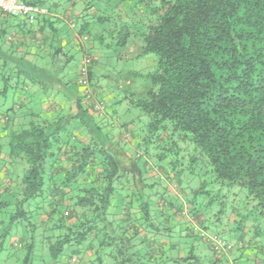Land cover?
<instances>
[{"label":"trees","instance_id":"16d2710c","mask_svg":"<svg viewBox=\"0 0 264 264\" xmlns=\"http://www.w3.org/2000/svg\"><path fill=\"white\" fill-rule=\"evenodd\" d=\"M94 2L92 0L87 4V13L91 12ZM143 2L146 4L137 13L139 15L132 19L133 23L116 22V26H113L110 19V12L113 11L110 10L108 14L103 12L99 19L84 22L80 34L89 35L92 30L98 29L101 41L105 39V34L110 33V40L113 41V36L118 34L119 46L127 47L132 43L134 49L135 44L134 51L138 52L131 59L141 60L150 55L157 58L154 69L145 73L146 75L140 72L125 75L127 83L132 76L150 80V87L144 96L123 98L124 101H129L130 106L137 108L140 114L149 117L144 130L139 129L136 121L123 122L122 125L133 127L138 153L142 152L137 159L148 157L151 160L158 158L157 163L168 162L165 156L161 157L158 148L178 153V142L167 136L168 132H177L185 142L188 141V146H193L201 153V163L208 169V180H203L202 174L200 175L199 184L191 189L193 195L189 200L193 218L204 229L199 238L203 239V245H206L204 247H208L209 250L205 249L208 250V256L196 254L195 251L203 247H195L190 238L185 243L187 247L181 244L179 248L185 247L186 258L177 256L168 261V257H165L158 264H221L224 261L227 264H239L229 258L233 250L237 253L250 250L256 260L248 264H264V0ZM12 18H21L29 25L36 23H30L24 17ZM84 40H88V37ZM112 45L107 48L111 49ZM89 59L88 75L83 80L80 75L79 85L88 89L85 99L90 97V110L98 115L89 117L102 120L107 118L103 113L105 104L92 99L97 95L90 91L93 59ZM5 73L9 72L6 70ZM82 100H78L80 110L83 108ZM87 112L89 109L85 110ZM60 122L49 123L34 115L29 122L10 132L9 155L24 160L27 169L20 186L21 199L18 200L16 214L12 216L13 211L8 218L9 224L26 223L28 231L38 232L42 225V222H38L42 204L50 195L56 201V195H53L55 187L60 191L69 188L74 196H58L73 202L75 209L83 212L79 215V223L71 225L64 219V214L54 216L61 207L57 201L47 203L52 212H48V220L43 224L45 230H40L42 234L39 242L33 238V242L37 243L31 245L25 262L31 263L32 253L38 243L39 246L45 243L52 261L59 264L66 250L88 242L97 244L100 258V252L112 245L111 240L118 241L117 238L119 248L114 256L119 257L124 254V245L129 240L123 235L126 230L118 216L108 213L113 207L114 197L125 192L120 196L125 201L129 200L128 205L133 204L136 199L139 206L132 209H138L147 227H152V198H164L168 191L165 189L160 194L156 188L157 183H152L145 177L141 169V188L138 189L135 176L132 180L128 179L131 171L126 170L114 154L109 155L103 145L104 140H95L94 145L85 147L83 152L77 154L79 159L74 162L72 171L65 176V182L74 183L60 182L59 188L52 179L54 173L51 171L64 146ZM138 160L133 166L138 167ZM94 161L98 162L96 166ZM174 167L177 172L175 174V170H172L174 177H170L169 181L178 185L181 194L185 196L188 192L184 189L182 180L185 170L181 168V161L175 162ZM90 174L96 178L87 184H83L78 178V175L83 177ZM236 186L247 192L246 206L250 209V215L243 214L236 207L235 201L230 202V194ZM140 191L144 192L139 193ZM32 201L36 208L29 210ZM121 208L123 209L118 214L132 210L130 207ZM232 217H235L236 223L234 235L237 233L234 247L232 242L225 241L219 234L210 236L207 232L208 224H219L226 227L228 233H232L229 222ZM165 222L167 221L164 220ZM169 230L172 233L168 237L176 238L177 233L173 234L172 229ZM120 231H123L121 236L115 237ZM167 231L168 229L165 232ZM134 235L137 236V233ZM195 235L192 233L190 237ZM219 240L223 246H218ZM136 255L137 253L125 255L118 264L133 263Z\"/></svg>","mask_w":264,"mask_h":264},{"label":"crops","instance_id":"0c3cea01","mask_svg":"<svg viewBox=\"0 0 264 264\" xmlns=\"http://www.w3.org/2000/svg\"><path fill=\"white\" fill-rule=\"evenodd\" d=\"M21 1L25 3H35L46 7L45 4L47 0ZM91 1L92 0H56L55 4L50 7V9L46 7L49 10V15L40 18L34 25L27 24L21 18H12L0 12V35H3V37L0 36V61L1 59L3 60L1 61L0 72H6L7 70L10 73L24 70L28 77V80L25 77V83H29L31 87L37 89L43 95H57L60 99L61 96L69 98V100L65 99L61 104L64 106H66V104L68 105L72 119H78V123L80 124L74 126L76 130L71 134L62 136L64 146L63 149L59 151L58 161L55 164L53 171H51L54 173L52 179H54V183L59 188L61 187L60 182H65V179H67L65 176L72 171L75 164L74 162L79 159L77 154L83 152L85 147L94 145L95 140H104V147H106L109 152L112 151L115 157L123 163L124 167L127 169L130 167L133 168L134 179L137 183L136 187L139 189L141 188L140 173L142 169L139 170V166L135 167L133 164L136 162L134 153L139 157L142 152L138 153V142L134 141L133 127L122 126L123 120L125 119H123L122 115L117 113H114L113 117L107 116L106 119H99L103 126H97V124L93 123L96 118L91 119L89 117V115L96 117L94 110H91V113H85V111L79 109L78 100L80 98L78 97L77 91L78 88L81 87L79 85L81 75L80 68L83 62L87 58H92L93 65L90 69L93 79L97 74L98 78L104 81L114 76L108 72V66H111L115 62L112 60L115 56L110 53L107 48L105 50L106 53L96 50L94 43H91V41L102 42L101 38H99L100 30L95 29L92 30L89 35H81L80 29L77 30L76 24L81 20L89 23L92 22V19H95V17L99 19L102 17V10L107 9L112 11L115 10L114 19L116 22L126 21L131 24L133 23L132 19H135L136 16L139 15L137 13H139V10L142 9L146 3L141 0L139 1L141 4L138 5L137 3L135 6L133 0H95L91 12L87 13L86 6ZM93 7H98L102 10L98 11ZM68 25L69 28H66ZM74 26L76 27L74 28ZM85 37H88V40H84ZM76 54H79L80 56L79 62L75 67L70 69L71 63ZM20 66H22V69L19 70ZM30 75L32 76L31 79ZM93 79L91 82H93ZM100 83L101 81L98 84ZM123 83H127L125 78L121 79V84ZM82 88L83 92L85 90L88 92L86 87ZM86 91L85 93H87ZM23 100H25V103L27 102L26 98H23ZM22 107L23 103L18 106L19 109ZM61 109V105L59 108H55L54 104L45 106V110L50 113H59L58 111H61ZM33 116L34 114L30 115L31 118H33ZM0 117L2 119V116ZM21 117H26V119L23 122L20 119L16 124L8 125L6 122L1 121L2 123L4 122V125L0 137H8V133L10 134L11 130L19 128L21 124L28 121V115H23ZM84 121L87 123L85 124ZM129 151H133V154H129ZM143 158V173L146 174L150 181L152 179L153 183H156V179L158 178L156 170L160 169L165 172V177L159 180L161 184L160 186L162 187L161 192L166 189L168 193L161 199L159 196H154L152 198V203L154 204L152 212L157 211V217L160 215V218L163 219L162 221H159V218L157 222H155L154 219L150 218V221L154 224L152 227H147L145 221L141 219L138 209H132L129 213L126 211V213H122V211L121 214H118L119 210L123 209L121 207H124V204L121 202L123 197L120 195H118L119 198L117 196L114 197V199H118H115V202L113 199L115 205H113L108 213L114 217L118 216L120 222H122V226L125 227L124 230L126 231L123 235H125L126 239L129 241L128 243L126 242V244L124 243L125 245L123 244V251H125L124 254L131 256L133 253H137L136 256L139 258V260H137L136 256H132L133 263L127 264H135L134 261H137L139 264H158L160 261L162 262L165 257H168V261L177 256L184 259L187 257L185 247L183 249L179 248L181 244L182 246L187 247L185 243L186 241L189 242L190 238L193 239V245L196 247H203L202 249L195 251V253L202 257L208 256V247L205 248L204 246L206 245H202L197 241L199 239V234H201L204 229H202L198 222L195 221L193 215H189V213L191 214L192 205L185 201V196L181 194L177 187L178 185L176 186L175 183L169 181L171 179L170 177L173 178L174 175L172 174L173 172L170 171L171 175H169L167 168H164L167 166L166 164L168 162L158 163V167H155L151 159L148 157ZM17 160L21 159H16L10 156L9 152L8 155L3 154V152L0 153V165H3V170L5 172V178L0 179V239H4L5 235L9 234L6 233L5 235H2V232L7 229L5 218H7L8 215L10 216L14 209L13 204L10 202L11 198L16 196L17 201L21 199L19 195H15L18 185L22 181H19L21 178L18 176V181H13L9 178L11 173L18 172L19 165L15 166ZM2 161L4 163H2ZM94 164L96 166L98 162L94 161ZM78 178L83 184H87L91 182L92 179L96 178V176L90 174L88 176L80 177V175H78ZM128 179H131L130 176H128ZM65 183L73 184L74 182ZM123 185L129 184L123 183ZM56 188L57 187L53 190V195H56V201L60 204V208L62 209V211H60V208L58 209V214H64V219L68 224H78L80 220L79 215L83 212L78 208L75 209L73 202L68 201L64 197L58 196L61 194H67L66 196L72 195L71 190L65 188L60 191V189ZM130 189L134 188L130 187ZM172 196L180 198L182 200V206L177 207L170 202ZM53 201H55V198L50 195L47 197L45 203L42 204L43 208L40 210L41 215L38 221L42 222V225L40 226L41 231L45 230L43 224L48 220V212H52L46 204L49 202L53 203ZM127 203L129 204V200H127L126 204ZM179 207H181V211H179ZM58 214L56 213L54 216H58ZM182 218H185L184 223L187 218H190L192 225L183 229V224L181 222ZM164 220L167 221L165 223L168 225L165 230L161 229L165 224ZM229 222L231 224L232 233H235L233 231V228L236 227L235 217H232ZM155 225L157 228H155ZM167 229L168 231L166 233L165 231ZM169 229H172L173 234L175 232L177 233L175 235L176 238L168 237V235L170 236L172 233ZM27 232L29 231L27 230ZM119 233L122 234L123 231H120ZM135 233H137V236L134 235ZM192 233L197 236L195 235L193 238L190 237V234ZM236 234L233 235V247L237 243ZM115 237L120 236L116 233ZM14 241L16 242L17 240ZM110 243H112V245L110 247H105L107 250L101 253L103 255H101L100 258L98 257L96 243L91 244L88 242L81 246L71 247L66 250L64 257L60 259L59 264H118L120 259L124 258L125 255L122 253L119 257H116V255L114 256L116 253L112 250L115 245L119 244V240H111ZM41 244V253L44 255L43 264H55L47 251L45 243ZM205 249L208 250L205 251ZM110 252L111 254H109ZM104 256L108 258L107 261L104 259ZM229 258L232 261L236 260L241 264L242 255H238L237 251L233 250ZM246 259L250 261L249 263L256 260L255 256L252 254L246 256ZM221 264L227 263L224 261Z\"/></svg>","mask_w":264,"mask_h":264},{"label":"rangeland","instance_id":"374dc122","mask_svg":"<svg viewBox=\"0 0 264 264\" xmlns=\"http://www.w3.org/2000/svg\"><path fill=\"white\" fill-rule=\"evenodd\" d=\"M139 1L141 0H133L134 5L136 6L137 3L139 5ZM55 2L56 0H47L45 6L50 9V7H52L55 4ZM102 11L108 14L110 9L102 10ZM114 11L115 10H113V12H110V19H112L113 26H116L115 25L116 21L115 19H113ZM42 17H45V16L38 17L35 22H37ZM83 23H84L83 20L77 22L76 24L77 30L80 29ZM106 26L108 27V25ZM66 28H69V25ZM104 36H105V39L102 40V42L91 41V43H94V46H96V50L103 51L104 53H106L105 50L108 47V45L110 46L112 45V43H115V45H112L111 49L107 48V50L110 53L114 54L115 56L114 58H112V60L115 62L111 66H108V72H110L114 76H112L110 79L103 81V80H100L96 74V76L93 79L90 91L92 94H96L97 96L92 97V99L95 101H97L98 99L100 100V102H103V104H105V110H104L105 112H103L105 115L109 117H113L114 113L120 114L123 116V119H125L123 120V122L136 121V123L139 126V129L141 128V130H144L145 125L149 123V117L147 115H143L142 113L140 114V111L137 108H134L129 105V101L124 102V100L122 99L125 96L129 98H131V96L133 98V95H135L134 98L144 96L150 87V80L146 79L145 77L132 76L131 79H129L128 83L121 84V79L125 78V75H127L130 72H138V73L140 72L142 74L151 72L154 69V66H155L154 62L157 58L154 55H150V56L141 58V60L131 59L130 57L138 52V50H135V51L132 50V43L131 45H128L127 47H123L117 44L120 39L118 34H115L113 36L115 38L114 41L110 40V33H108V35L105 34ZM134 45L135 44H133V47L134 49H136ZM79 57H80L79 54H76L74 56V60L71 63L70 69L75 67L78 64ZM1 61L3 60L1 59ZM20 69H22V66L19 67V70ZM25 77L28 80L26 72H20V71H15V72H10V73H5L3 71L0 72V116H2V119L0 117V135L2 134V127L4 125L3 124L4 122H6L8 125L16 124L17 121H19L20 119L23 122L26 119V117H21L23 115H28L27 122H29L31 119L30 117L31 114L39 116L40 119L45 120L49 123H58L59 121H61L59 123V126L63 129V133L61 136H66L68 134H71L73 131H75L76 128L74 126L80 124L78 123V119L73 120L71 117V112H70V108L68 107V105L66 104V106H64L61 104L62 102L65 101V99L69 100V98L61 96V99H60L57 95H50V96H46V94L43 95L40 91L31 87L29 83L26 84ZM31 78L32 76L30 75V79ZM100 81L101 83L98 84ZM85 91L83 92L82 87L78 88V91H77L78 97L80 99H83L82 100V107H83L82 111L89 109V112L91 113L90 106H89L90 101L88 100L90 97L85 99V94H86ZM22 97L26 98V101H27L26 103ZM116 102L117 104H114ZM22 103H23V107L19 109L18 106L21 105ZM52 104L55 105V108H59V106L61 105V108H62L61 111H58L59 113L47 112L45 110V106H50ZM96 117H98L97 114H96ZM1 121H4V122L2 123ZM84 123L86 124L87 122L84 121ZM93 123L97 124V126L102 125V122H100L98 118H96ZM9 136L10 134L8 133V137H4V138L0 137V147H1L0 153L3 152V154L5 155H8V152H10L9 146H8V142L10 139ZM167 136L173 139L174 141L178 142L177 144L179 146L180 151L176 153L173 151L169 152L163 148L162 149L158 148L160 150L159 153L161 157L165 156V160L166 159L168 160V163L166 164L167 166L164 167V168H167V172L169 171L173 172L172 170L175 168L174 167L175 162L181 161V168L185 170L184 175L182 177V180L184 182L183 187L186 191H188L187 194L185 195V201L189 202V200L192 199V195H193L191 192V189L195 188V186L199 184L200 177H201L200 175L202 174L203 180H208V177H209L208 169L206 166L204 167V164L201 163L202 161V159L200 158L201 153L197 151L196 149H194L193 146H188L187 144L188 141L185 142L184 139L180 136V134H178L177 132H173V133L168 132ZM108 153L109 155L113 154L112 151ZM129 154H133V151H129ZM134 156L137 161L138 160L137 154L134 153ZM96 161H98V159H96ZM152 161H153L152 162L153 165L155 167H158L159 165L157 163L158 158H153ZM2 163L4 162L2 161ZM143 163H144V158L142 157L141 160H139L137 164L139 168L144 171ZM17 165H19L18 172L11 173L9 176V178L13 181L14 180L18 181L17 180L18 176L21 178L19 181L23 180V177L27 169V164L24 160H17V163L15 166ZM126 170L131 171L128 173V175L130 176L132 180L134 176L133 168L132 167H130L129 169L126 168ZM174 170H175L174 173L176 174L177 170L176 169ZM201 171H203L204 173H200ZM170 172H169V175H171ZM156 173L158 175V178L156 177L157 178L156 188L159 190V193L161 194L162 187L160 186L161 184H160L159 179L165 177V172L159 169V170H156ZM143 175L147 177L145 173ZM4 176H5V172L3 170V165H0V179L5 178ZM151 182L153 183L152 179H151ZM21 183L22 181L19 183L18 189L15 192V195H20L19 193H20ZM143 192L144 191H140L139 193H143ZM118 195H123V194L120 192V194ZM118 198H115V199H118ZM115 199H114V202H115ZM200 200L201 202L203 201L202 199ZM233 201H235L236 207L242 210L243 214L250 215L249 214L250 209L248 206H246L248 205V201H247V192L245 189L239 186H236L233 193L230 194V202H233ZM10 202L13 204V208L15 209V210L13 209L14 211L12 214L13 216L14 214H16V211L18 208L17 197L15 196L14 198H11ZM121 202L124 204V207H128V208L130 207V209L136 208L139 206L138 203L136 202V199H134L133 201L134 203L131 205L126 204L127 201H125L124 199H122ZM170 202L175 204L177 207L182 206L181 204L182 200L178 197L172 196L170 199ZM113 205H115V203H113ZM216 205L217 207H219L218 204ZM34 208H36V206H35L34 201H32L31 207L29 210H32ZM180 209L181 207H179V210ZM60 211H62L61 208H60ZM156 213L157 211L152 212V214L150 213L152 219H154L155 222H157V220L160 218V215L159 217H157ZM189 215L191 216L192 214L189 213ZM10 217L11 216L8 215L7 218H5L6 219L5 221L7 223V229H5L4 232H2V235H5L7 231H9L8 232L9 234L7 233L8 235H5L4 239H0V256H1L0 264H43L44 255L43 253H41L42 248H40L41 246H39V243L38 245L35 246V250L32 253L31 263L25 262V258L28 256V254L31 251L30 249L31 245L36 244L37 241L39 242V239L41 238V234H42L41 231L40 230L38 232L33 231L32 233L29 230V232H27L29 228H27L26 223H19L15 225L9 224L8 218ZM184 219L185 218H182L181 220L183 224L182 225L183 229L192 225V221L190 218H187L185 223H184ZM162 220H163L162 218L159 219V221H162ZM167 226H168L167 223H165L162 229L167 228ZM207 232L210 236L214 234H219L227 242H232L234 240L233 239L234 233H230V232L228 233L226 230V227H223L222 225H219V224L213 225V226H211V224H208ZM118 235L121 236L119 232H118ZM33 238L37 240L35 243L33 242ZM14 240H17V241L15 242ZM197 241L201 243L202 245L204 243L202 238H199ZM118 245L119 244L115 245L114 249L112 250L115 253L117 252V248L119 247ZM99 250L100 249H98V251ZM106 250L107 249L105 248L100 253ZM120 250L122 252V249ZM251 253L252 251L250 250H244L238 253V255H242L241 264H248L250 262L248 259H246V256H249ZM104 259L107 261L108 258L104 256ZM135 264H139V263L136 262Z\"/></svg>","mask_w":264,"mask_h":264},{"label":"built area","instance_id":"2783aa9c","mask_svg":"<svg viewBox=\"0 0 264 264\" xmlns=\"http://www.w3.org/2000/svg\"><path fill=\"white\" fill-rule=\"evenodd\" d=\"M0 12L11 17L27 18L30 23H34L40 16L49 15V10L46 7L28 5L21 0H0ZM90 61L91 60L87 58L80 68L82 80L88 75ZM218 246H223L221 240L218 241Z\"/></svg>","mask_w":264,"mask_h":264}]
</instances>
